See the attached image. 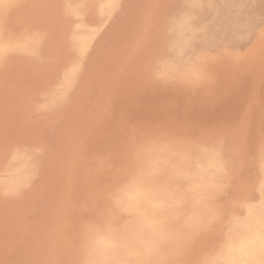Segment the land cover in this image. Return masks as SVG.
<instances>
[{"label": "rangeland", "instance_id": "1", "mask_svg": "<svg viewBox=\"0 0 264 264\" xmlns=\"http://www.w3.org/2000/svg\"><path fill=\"white\" fill-rule=\"evenodd\" d=\"M22 1L7 10L6 32L38 37L40 43L36 50L8 55L0 64V264H212L226 241L230 219L258 195L264 158V0H203L201 5L191 0H132L124 14L115 15L113 53L98 54L80 66L68 92L58 85L60 72L73 60L66 43L65 0ZM185 14L200 28L175 65L161 70L173 36L171 24ZM92 69L98 71L97 89L86 85ZM58 88L61 92L54 93ZM81 93L85 96L77 105ZM59 135L57 215L45 233L48 249L41 253L42 244L31 247L30 226L42 192L43 153ZM213 153L222 158L224 171L216 179V192L206 200L204 220L192 219L188 199L171 202L167 220L158 224L165 233L162 240L140 225L137 209L119 202L132 184L178 185L179 192L189 195L191 190L170 174L175 176L190 155ZM15 154L22 157L14 160ZM19 164L18 170L32 171L28 181L13 171ZM19 182L23 184L14 186ZM102 236L109 239L110 251L99 248Z\"/></svg>", "mask_w": 264, "mask_h": 264}, {"label": "bare ground", "instance_id": "2", "mask_svg": "<svg viewBox=\"0 0 264 264\" xmlns=\"http://www.w3.org/2000/svg\"><path fill=\"white\" fill-rule=\"evenodd\" d=\"M22 0H0V64L8 55L18 54L27 51H34L39 46L38 37L28 35L26 37H11L6 32V12L13 5ZM24 1V0H23ZM22 1V2H23ZM26 1V0H25ZM52 1V0H51ZM56 1V0H55ZM132 0H65L67 20L65 27H69L67 31L66 43L70 48L69 54L72 55L73 60L67 64L60 72L58 85L62 84L65 88L64 92L70 91V82L80 66H87L88 62L94 56L100 54L106 57L113 49L114 34L116 32L117 21L115 15L117 13L124 14L129 8L128 5ZM36 2V1H35ZM47 2V1H46ZM203 0H191L192 5H201ZM25 3V2H24ZM27 3V1H26ZM32 3V2H31ZM34 3V2H33ZM142 3V2H141ZM21 4V3H20ZM37 3H34V5ZM41 4V3H40ZM38 4L37 7L40 5ZM44 4V3H43ZM42 4V5H43ZM148 4V3H147ZM172 4V3H171ZM174 4V3H173ZM45 6H48L44 4ZM166 5V4H165ZM31 6V5H30ZM29 6V7H30ZM15 7V6H13ZM23 7V5H22ZM35 7V6H34ZM43 7V6H42ZM47 8V7H46ZM53 8V7H52ZM163 8V7H161ZM20 9V8H19ZM25 9V8H24ZM23 9V10H24ZM45 9V8H44ZM56 9V8H55ZM165 9V7H164ZM167 9V8H166ZM165 9V10H166ZM10 10V9H9ZM14 10V9H13ZM33 10V9H32ZM38 10V9H36ZM41 9H39L40 11ZM58 10V9H57ZM168 10V9H167ZM11 11V10H10ZM30 11V10H29ZM41 12V11H40ZM55 12V11H53ZM15 13V12H14ZM43 13V12H42ZM48 13V12H47ZM46 13V14H47ZM51 13V11H50ZM166 13V11H165ZM13 14V13H12ZM53 14V13H52ZM10 15V14H9ZM8 15V16H9ZM45 15V14H44ZM49 15V14H48ZM56 15V14H55ZM58 15V14H57ZM165 15V14H164ZM17 16V15H16ZM15 16V17H16ZM24 16V15H23ZM59 16V15H58ZM57 16V17H58ZM11 17V15H10ZM13 17V16H12ZM37 17V16H36ZM40 17V16H39ZM60 17V16H59ZM58 17V18H59ZM158 17V16H157ZM155 17V18H157ZM160 17V16H159ZM163 17V16H161ZM14 18V17H13ZM22 18V17H20ZM27 19V17H23ZM31 18V17H30ZM48 18V17H47ZM62 18V17H61ZM12 20V19H11ZM29 20V19H28ZM26 20L27 22H29ZM38 20V18H37ZM34 20V21H37ZM49 20V19H47ZM60 20V18H59ZM166 20V19H164ZM18 21V20H17ZM25 21V20H24ZM25 21V22H26ZM41 21V19H40ZM51 21V20H50ZM13 22V21H12ZM26 22V23H27ZM33 22V21H32ZM30 22L29 24H31ZM43 22V21H42ZM124 22V21H123ZM136 22V21H135ZM165 22V21H164ZM197 21L192 20L191 14L182 15L171 24L172 38L168 43V48L161 64V70H167L175 65V59L180 56L185 48H187L195 33L199 30L200 26ZM14 23V22H13ZM25 23V25H26ZM38 23V21H37ZM45 23V22H44ZM48 23V22H47ZM56 23V22H55ZM134 23V22H133ZM166 23V22H165ZM10 24V23H9ZM36 24V23H34ZM33 24V25H34ZM37 25V24H36ZM51 25V24H50ZM57 25V24H56ZM132 25V24H131ZM130 25V26H131ZM166 25V24H165ZM11 26V24H10ZM17 26V25H16ZM38 26V25H37ZM36 26V28H37ZM49 26V25H46ZM60 26V25H59ZM168 26V25H167ZM12 27V26H11ZM21 27V26H20ZM32 28V27H31ZM34 28V26H33ZM41 28V27H40ZM17 29V28H16ZM15 29V30H16ZM35 29V28H34ZM39 29V28H37ZM21 30V29H19ZM63 31V30H62ZM13 32V31H12ZM18 32V31H17ZM11 33V32H9ZM12 34V33H11ZM15 34V32H14ZM65 34V33H63ZM13 35V34H12ZM49 35V33H48ZM47 35V36H48ZM66 36V35H65ZM49 37V36H48ZM47 37V38H48ZM52 40V39H51ZM53 41V40H52ZM64 42V41H63ZM45 43V42H44ZM43 44V43H42ZM47 44V43H46ZM55 44V43H54ZM53 44V45H54ZM59 47V46H58ZM64 47V46H63ZM47 49V48H46ZM45 49V50H46ZM54 49V48H53ZM52 49V50H53ZM56 49V48H55ZM59 49V48H58ZM39 51V50H38ZM47 51V50H46ZM56 51V50H55ZM63 51V50H62ZM59 52V50H58ZM112 52V51H111ZM41 53V52H40ZM54 53V52H53ZM113 53V52H112ZM52 54V53H50ZM58 54V53H57ZM65 55L63 52L62 55ZM33 55V54H31ZM61 55V56H62ZM90 58L88 59V56ZM20 56V55H19ZM25 56V55H24ZM28 56V55H27ZM52 56V55H51ZM60 56V55H59ZM26 57V56H25ZM53 57V56H52ZM114 57V56H113ZM142 57V56H141ZM151 57V55H150ZM18 58V57H17ZM20 58V57H19ZM29 58V57H28ZM44 58V57H43ZM14 59V58H13ZM106 59V58H103ZM113 59V58H112ZM111 59V60H112ZM10 60V59H9ZM15 60V59H14ZM36 60V59H34ZM40 60V58H39ZM146 60V59H145ZM188 60V59H186ZM45 61V60H44ZM59 61V60H58ZM62 61V60H60ZM109 61V60H108ZM7 62V61H6ZM13 62V61H12ZM112 62V61H111ZM260 62V61H259ZM14 63V62H13ZM12 63V66H13ZM48 63V62H47ZM220 63V62H219ZM10 64V63H9ZM17 64V63H16ZM56 64V63H55ZM112 65V63H110ZM109 64V65H110ZM216 64V63H215ZM225 64V63H224ZM8 65V64H6ZM44 65V64H43ZM49 65V64H48ZM110 65V66H111ZM223 65V63H222ZM1 66V65H0ZM19 66V65H18ZM26 66V65H24ZM51 66V64H50ZM140 66V65H139ZM177 66V65H176ZM7 67V66H6ZM179 67V66H178ZM213 67V66H212ZM215 67V66H214ZM18 68V67H16ZM27 68V67H26ZM46 68V67H45ZM176 68V67H175ZM180 68V67H179ZM178 68V69H179ZM221 68V67H220ZM1 69V68H0ZM19 69V68H18ZM139 69V68H138ZM213 69V68H212ZM211 69V70H212ZM10 70V69H9ZM21 70V69H20ZM34 70V68H33ZM209 70V69H208ZM18 71V70H17ZM26 71V70H25ZM204 71V70H203ZM226 71V70H225ZM20 72V71H19ZM22 72V71H21ZM100 72V71H99ZM103 72V71H102ZM213 72V71H212ZM3 73V72H2ZM5 73V72H4ZM54 73V71H53ZM58 73V72H57ZM7 74V73H6ZM5 74V75H6ZM21 74V73H20ZM24 74V73H23ZM52 74V73H50ZM221 74V73H220ZM227 74V72H226ZM26 75V74H25ZM33 75V74H32ZM37 75V74H36ZM214 75V74H213ZM228 75V74H227ZM12 76V75H10ZM14 76V75H13ZM30 76V75H29ZM141 76V75H140ZM216 76V74H215ZM229 76V75H228ZM7 77V76H6ZM27 77V76H26ZM56 77V76H55ZM213 77V76H212ZM217 77V76H216ZM215 77V78H216ZM221 77V76H219ZM226 77V75H225ZM32 78V77H31ZM232 78V77H230ZM234 78V77H233ZM232 78V79H233ZM4 79V77H3ZM2 79V81H3ZM10 79V78H9ZM7 79V80H9ZM45 79V76H44ZM102 79V78H100ZM98 71L92 69L89 72V78L86 81L88 87L93 89L98 88ZM220 80V79H219ZM223 81V80H222ZM226 81V80H225ZM233 81V80H232ZM35 82V81H34ZM37 82V81H36ZM151 82V81H150ZM220 82V81H219ZM1 83V82H0ZM40 83V82H38ZM230 83V82H228ZM233 83V82H232ZM230 83V84H232ZM235 83V81H234ZM15 84V83H14ZM18 84V82H17ZM21 84V83H20ZM47 85V84H46ZM217 85V84H216ZM2 86V83H1ZM0 86V88H2ZM24 86V85H22ZM49 86V85H48ZM229 86V85H228ZM231 86V85H230ZM56 87V86H55ZM87 87V88H88ZM177 87V86H176ZM45 88V87H44ZM115 88V87H114ZM113 88V89H114ZM145 88V87H144ZM216 88V87H215ZM228 88V87H227ZM232 88V87H231ZM18 88H16L17 90ZM22 89V88H21ZM46 89V88H45ZM233 89V88H232ZM27 90V89H26ZM103 90V89H101ZM183 90V89H182ZM219 90V89H218ZM32 91V90H31ZM35 91V90H34ZM215 91V90H214ZM23 92V91H22ZM46 92V91H45ZM61 92V89L53 91ZM52 92V93H53ZM94 92V90H93ZM96 92V91H95ZM190 92V91H189ZM208 92V91H207ZM223 92V91H222ZM248 92V91H247ZM48 93V92H46ZM50 93V92H49ZM163 93V92H162ZM197 93V92H195ZM199 93V92H198ZM227 93V92H226ZM241 93V92H240ZM30 94V93H29ZM36 94V93H35ZM233 94V93H232ZM237 94V93H236ZM248 94V93H246ZM53 95V94H52ZM177 95V94H176ZM240 95V94H238ZM48 96H51L48 94ZM85 94L76 96V104L78 105ZM94 96V95H93ZM16 97V96H15ZM28 97V96H27ZM53 97V96H52ZM95 97V96H94ZM167 97V96H166ZM169 97V96H168ZM171 97V96H170ZM221 97V96H220ZM239 97V96H238ZM14 98V97H12ZM18 98V97H17ZM25 98V97H24ZM49 98V97H48ZM51 98V97H50ZM91 98V97H90ZM155 98V97H154ZM159 98V97H158ZM157 98V99H158ZM161 98V97H160ZM164 98V97H162ZM180 98V97H179ZM178 98V99H179ZM230 98V96H229ZM249 98V97H248ZM26 99V98H25ZM94 99V98H93ZM109 99V97H108ZM144 99V97H143ZM236 99V98H235ZM11 100V99H10ZM37 100V99H36ZM163 100V99H162ZM165 100V99H164ZM18 101V100H17ZM211 101V100H210ZM209 101V102H210ZM231 101V100H230ZM94 102V101H93ZM153 102V101H152ZM169 103V101H167ZM12 103V101H11ZM39 104V103H38ZM37 104V105H38ZM61 104V103H60ZM66 104V103H65ZM90 104V103H89ZM161 104V103H160ZM233 104V103H232ZM241 104V103H239ZM33 105V104H32ZM162 105V104H161ZM221 105V104H220ZM229 105V104H228ZM90 106V105H89ZM138 106V105H137ZM163 106V105H162ZM226 106V105H225ZM231 106V105H230ZM240 106V105H239ZM148 107V106H147ZM190 107V106H189ZM30 108V106H29ZM83 108V106H82ZM137 108V107H136ZM224 108V107H223ZM31 109V108H30ZM143 109V108H142ZM234 109V108H233ZM238 109V108H237ZM139 110V109H138ZM175 110V109H174ZM2 111V110H1ZM146 111V109H145ZM217 111V110H216ZM225 111V110H224ZM238 111V110H237ZM23 112V111H22ZM107 112V111H106ZM111 112V111H110ZM83 113V112H82ZM136 113V112H135ZM140 113V111H139ZM144 113V112H142ZM149 113V112H148ZM168 113V112H167ZM234 113V112H233ZM254 113V112H253ZM130 114V113H129ZM134 114V112H133ZM138 114V113H137ZM156 114V113H155ZM84 115V114H83ZM82 115V116H83ZM117 115V114H116ZM170 115V114H169ZM203 115V114H202ZM81 116V117H82ZM105 116V115H104ZM128 116V115H126ZM124 116V117H126ZM256 116V115H255ZM118 117V116H117ZM104 118V117H103ZM136 118V117H135ZM216 118V117H215ZM115 119V118H114ZM137 119V118H136ZM141 119V117H140ZM162 120V119H161ZM75 121V120H74ZM100 121V120H99ZM118 121V120H117ZM139 121V119L137 120ZM142 121V120H141ZM140 121V122H141ZM55 122V121H54ZM58 122V121H57ZM180 123V122H179ZM2 125V124H0ZM92 125V124H91ZM185 125V124H184ZM219 125V124H218ZM223 125V124H222ZM60 126V125H59ZM190 126V125H188ZM62 127V126H61ZM71 127V126H69ZM192 127V126H190ZM2 128V127H1ZM166 128V127H165ZM173 128V127H172ZM231 128V127H230ZM6 129V128H5ZM93 129V128H92ZM167 129V128H166ZM199 129V128H198ZM227 130V128H225ZM3 130V129H2ZM130 130V129H129ZM247 130V129H246ZM58 131V130H56ZM55 131V132H56ZM71 131V130H70ZM237 131V130H236ZM5 132V130L3 131ZM198 132V131H197ZM201 132V130H200ZM203 132V130H202ZM215 132V131H214ZM11 133V132H10ZM30 135V134H29ZM28 135V136H29ZM89 135V134H88ZM261 135V134H260ZM27 136V137H28ZM31 136V135H30ZM95 136V134H94ZM98 136V135H96ZM95 136V137H96ZM107 136V135H106ZM163 136V135H161ZM166 136V135H165ZM168 136V135H167ZM194 136V135H193ZM99 137V136H98ZM169 137V136H168ZM92 138V137H91ZM3 139V138H2ZM66 139V138H64ZM71 139V138H70ZM74 139V138H73ZM84 139V138H83ZM127 139V138H126ZM190 139V138H189ZM15 140V139H14ZM26 140V139H25ZM44 140V139H43ZM66 141V140H65ZM141 141V140H140ZM50 143V142H49ZM149 143V142H148ZM66 144V143H65ZM127 144V143H126ZM67 145V144H66ZM152 145V144H151ZM173 145V144H172ZM49 148L44 150L46 157V165L41 177L42 192L39 197L38 205L35 212V220L30 226L33 229V237L31 239L32 249L40 248L41 253L44 249H48L45 243V233L48 232L52 217L56 216V203H55V183H56V166L60 163L62 140L60 135L51 141ZM107 146V145H106ZM127 146V145H126ZM175 146V145H174ZM7 147V146H6ZM106 148V147H105ZM154 149V148H152ZM2 150V149H1ZM23 150V149H22ZM25 150V149H24ZM123 150V149H122ZM163 150V149H162ZM171 150V148H170ZM15 152V151H14ZM115 152V151H113ZM121 152V151H120ZM2 153V152H1ZM4 153V151H3ZM16 153V152H15ZM42 154V155H43ZM180 154V153H179ZM182 154V153H181ZM180 154V155H181ZM196 154V153H195ZM41 155V154H40ZM256 155V154H255ZM22 157L20 154L13 156L14 160ZM35 158V157H34ZM38 158V157H37ZM37 160V159H36ZM35 161V160H34ZM185 161V160H184ZM45 162V161H44ZM67 162V160H66ZM252 162V161H251ZM32 163V162H30ZM108 163V162H106ZM257 163V162H256ZM8 165V164H7ZM19 164L13 168V171H18L23 174L24 180L32 176V171H21ZM107 165V164H106ZM66 166V164H65ZM115 166V165H114ZM27 168V167H26ZM73 168V167H72ZM119 168V167H118ZM123 169V168H122ZM171 170H173L171 168ZM224 171V164L222 158L216 154L205 156H189L185 166L173 176V180L180 182V186L184 189L191 190L188 195L187 192H179L178 185L172 187L164 185L162 187H144L142 184L129 185L125 192L120 196L119 202L123 204L126 209H137V215L140 225L151 229V233L157 235L159 239L164 238V232L161 233V227L158 225L161 221H166L168 214L167 208L169 204L176 201H183L184 198L188 199L189 211L192 214V219L200 222L206 218L207 206L209 202L206 200L216 192V179ZM137 173L136 171H134ZM172 172V171H171ZM240 172V171H239ZM246 172V171H245ZM5 173V172H4ZM256 174V171L253 172ZM252 173V174H253ZM241 174V173H240ZM10 176V175H9ZM248 176V175H247ZM59 177V176H58ZM63 177V176H62ZM252 177V176H250ZM39 178V177H38ZM134 178V177H133ZM116 179V178H115ZM251 179V178H250ZM64 180V179H63ZM248 180V179H247ZM246 180V181H247ZM61 181V180H60ZM65 181V180H64ZM251 181V180H250ZM81 182V181H80ZM254 182V181H253ZM74 183V182H73ZM72 183V184H73ZM256 183V182H255ZM14 184L10 182L8 185ZM23 182L16 183L14 186L22 185ZM61 185V184H60ZM65 185V184H64ZM81 185V184H78ZM258 195L255 201L247 202L239 214L234 215L228 223V234L226 241L221 250L214 257L212 264H264V158L260 165V175L258 181ZM75 187V186H73ZM72 187V188H73ZM77 187V186H76ZM7 188V186H6ZM236 188V186H235ZM89 191V190H88ZM236 191V190H235ZM244 191V190H243ZM245 192V191H244ZM109 195V194H108ZM19 196V195H18ZM74 196V194H73ZM10 197V196H9ZM254 197V196H253ZM252 197V198H253ZM255 199V198H254ZM237 200V199H236ZM69 201V200H68ZM233 201V200H232ZM242 201V200H241ZM94 202V201H93ZM27 203V202H26ZM92 203V202H91ZM244 203V202H243ZM23 204V203H22ZM96 204V203H95ZM25 205V204H24ZM94 205V204H93ZM234 205V204H233ZM21 206V205H20ZM35 206V205H34ZM96 206V205H95ZM70 207V205H69ZM240 207V205H239ZM242 207V206H241ZM20 208V207H19ZM103 208V207H102ZM111 208V207H110ZM113 208V207H112ZM119 208V207H118ZM22 209V208H21ZM32 209V208H31ZM121 209V208H120ZM104 211V210H103ZM19 212V211H18ZM124 212V211H123ZM236 212V211H235ZM239 212V211H238ZM121 213V212H120ZM123 214V213H122ZM227 215V214H226ZM101 216V215H100ZM120 216V215H119ZM113 218V217H112ZM125 218V216H124ZM54 219V218H53ZM70 219V218H69ZM127 219V217H126ZM73 221V220H72ZM127 221V220H126ZM227 221V220H226ZM112 223V222H111ZM109 223V224H111ZM118 223V222H117ZM221 223V222H220ZM134 224V223H133ZM201 224V223H200ZM119 225V224H118ZM131 225V224H130ZM205 226V225H204ZM25 227V226H24ZM27 227V226H26ZM29 229V228H28ZM212 229V228H211ZM219 229V228H218ZM226 229V228H225ZM8 230V229H7ZM10 231V230H9ZM52 231V230H50ZM88 231V229H87ZM138 231V230H137ZM145 231V230H144ZM211 231V230H210ZM220 231V230H219ZM131 232V231H130ZM107 233V232H106ZM133 233V231H132ZM17 234V231H16ZM122 234V233H121ZM140 234V233H139ZM219 234V233H218ZM123 235V234H122ZM131 235V234H129ZM148 235V234H147ZM224 235V234H223ZM149 236V235H148ZM28 237V236H27ZM103 237V236H102ZM195 237V236H194ZM20 238V237H19ZM18 238V239H19ZM113 238V237H112ZM142 238V237H141ZM140 238V239H141ZM151 239V238H149ZM219 239V238H218ZM24 240V239H23ZM70 240V239H69ZM119 240V239H118ZM163 240V239H162ZM179 240V239H178ZM187 240V239H186ZM121 241V240H120ZM22 242V241H20ZM159 242V241H158ZM157 242V243H158ZM30 243V242H29ZM40 243V244H39ZM180 243V240H179ZM185 243V242H184ZM221 243V242H220ZM39 244V245H38ZM44 244V245H43ZM123 244V242L121 243ZM150 245V244H149ZM158 245V244H156ZM179 245V244H178ZM98 246L101 250L110 251L109 239L100 238ZM119 246V245H118ZM121 246V245H120ZM168 246V245H167ZM181 246V243H180ZM179 246V247H180ZM198 246V245H197ZM189 247V246H188ZM187 247V248H188ZM150 248V247H149ZM154 248V247H153ZM209 248V247H208ZM114 249V247H113ZM128 249V246H127ZM219 249V248H218ZM61 250V249H60ZM80 250V249H79ZM148 250V248H147ZM155 250V249H154ZM159 250V249H158ZM189 250V249H188ZM143 251V250H142ZM212 251V250H211ZM187 252V251H186ZM150 253V252H149ZM147 253V254H149ZM152 253V252H151ZM158 253V252H157ZM180 253V252H179ZM79 254V252H78ZM146 254V255H147ZM132 255V254H131ZM141 255V254H140ZM143 255V253H142ZM152 255V254H151ZM165 255V254H163ZM162 255V256H163ZM173 255V254H172ZM84 256V255H83ZM144 256V255H143ZM149 256V255H147ZM160 254L158 255V257ZM162 256L160 258H162ZM181 256V255H180ZM15 257V256H14ZM146 257V256H145ZM166 257V256H163ZM206 257V255L204 256ZM211 257V256H210ZM68 258V257H67ZM157 258V256H156ZM175 258V257H174ZM23 259V258H22ZM176 259V258H175ZM135 260V259H134ZM162 260V259H160ZM55 261V260H54ZM167 261V260H166ZM174 261V260H173ZM208 261V260H207ZM43 262V259L41 260ZM74 262V261H73ZM120 262V261H119ZM137 262V261H136ZM140 262V261H139ZM143 262V261H142ZM160 262V261H159ZM164 262V260H163ZM55 263V262H54ZM80 263V262H79ZM121 263V262H120ZM178 263V262H177ZM42 264V263H38ZM58 264V263H57ZM131 264V263H129ZM153 264V262H152ZM171 264V263H169Z\"/></svg>", "mask_w": 264, "mask_h": 264}, {"label": "snow or ice", "instance_id": "3", "mask_svg": "<svg viewBox=\"0 0 264 264\" xmlns=\"http://www.w3.org/2000/svg\"><path fill=\"white\" fill-rule=\"evenodd\" d=\"M227 178V176L225 175V179ZM262 251H264V246H262Z\"/></svg>", "mask_w": 264, "mask_h": 264}]
</instances>
